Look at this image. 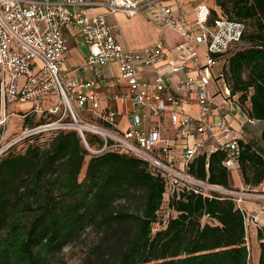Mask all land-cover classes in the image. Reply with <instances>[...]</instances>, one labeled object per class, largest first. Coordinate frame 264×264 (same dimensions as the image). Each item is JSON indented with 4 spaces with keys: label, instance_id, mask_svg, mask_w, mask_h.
I'll use <instances>...</instances> for the list:
<instances>
[{
    "label": "built area",
    "instance_id": "2783aa9c",
    "mask_svg": "<svg viewBox=\"0 0 264 264\" xmlns=\"http://www.w3.org/2000/svg\"><path fill=\"white\" fill-rule=\"evenodd\" d=\"M183 7L172 0H0V129L14 114L12 104H29L23 112L49 117L24 128L1 151L32 134L75 130L93 154H131L162 172L166 195L183 184L202 195L229 197L240 208L247 200L264 202V191L225 187L188 171L197 155L208 158L214 151L223 153L227 170L238 169L241 136L232 125L241 113L237 95H230L226 83L224 91L211 85L205 70L224 60L245 24L222 13L210 20L207 0L191 10ZM119 12L151 15L160 31L168 28L173 37L140 49L122 48L118 23L109 20ZM65 27L75 29L87 46L76 68L89 73L84 80L64 72ZM112 64L117 75L106 70ZM193 102L194 114L185 109ZM242 116V125L256 122ZM87 132L101 138L100 149L87 146Z\"/></svg>",
    "mask_w": 264,
    "mask_h": 264
},
{
    "label": "trees",
    "instance_id": "16d2710c",
    "mask_svg": "<svg viewBox=\"0 0 264 264\" xmlns=\"http://www.w3.org/2000/svg\"><path fill=\"white\" fill-rule=\"evenodd\" d=\"M214 5L245 24L223 60L230 95H237L243 115L264 120V0H214ZM216 16L211 8L210 20ZM23 114L25 128L49 119L29 122L34 113ZM44 135L46 142L39 143ZM21 140L27 141L22 151L15 142L0 152V264H50V256L87 229L99 233L96 253L114 264H249L246 215L231 198L202 195L183 184L166 195L162 172L131 154H93L75 130ZM85 141L92 150L102 147L95 134L85 133ZM239 145L244 187L255 189L264 179V128L259 139L240 138ZM222 159L220 151L208 158L199 154L188 171L231 187ZM164 202L167 211L161 214ZM129 203H137L136 209ZM257 239V264H264L262 225Z\"/></svg>",
    "mask_w": 264,
    "mask_h": 264
},
{
    "label": "rangeland",
    "instance_id": "374dc122",
    "mask_svg": "<svg viewBox=\"0 0 264 264\" xmlns=\"http://www.w3.org/2000/svg\"><path fill=\"white\" fill-rule=\"evenodd\" d=\"M180 2H187L189 0H179ZM192 2L185 4V10H191L200 0H191ZM209 4L212 3V0H207ZM116 22L118 23L117 36L121 43L130 47H139L154 41H157L159 38L170 39L169 37L173 35L170 29L166 28L163 32L160 31L158 26L155 23V19L151 15L137 14L133 17H127L125 15H116ZM79 44L76 48L68 52L67 58L65 60L66 64H79L83 56L87 55V46L83 41L78 38ZM223 66V60H218L215 65L211 68H207L205 72L210 77L211 85H217L221 90H225L224 78L220 77L216 79V76L221 72ZM21 106L19 104L10 105L9 111H14L9 117V122L6 126V129L2 132L0 130V151L3 145H6L13 137L18 135L25 127L24 117L22 115L23 111H26L28 108ZM19 109H23L20 112H16ZM84 117L85 114H84ZM29 119V122H37L38 119H41V116L38 114H33ZM264 123V121H262ZM29 125V124H28ZM262 128L260 122H255L250 125L248 130L246 127L241 133V138L244 140L248 139H259V130ZM47 136H40L38 139L39 143H45ZM27 141L21 140L14 144L15 150L22 151L26 145ZM236 173L232 172L234 177ZM83 173L81 174V176ZM247 188V186H245ZM123 202V201H120ZM127 207L131 210H135L137 203L126 204ZM161 214H166L167 209L165 208V202L162 205ZM204 217L202 221H205ZM157 226L155 225L154 228ZM100 245V236L96 230L87 229L80 237L73 239L68 242L63 249L55 254L50 256V264H114V261L110 259L109 256L100 257L96 253ZM103 252L106 253V250L103 249Z\"/></svg>",
    "mask_w": 264,
    "mask_h": 264
},
{
    "label": "crops",
    "instance_id": "0c3cea01",
    "mask_svg": "<svg viewBox=\"0 0 264 264\" xmlns=\"http://www.w3.org/2000/svg\"><path fill=\"white\" fill-rule=\"evenodd\" d=\"M173 3H175L176 5H185L188 2H192L191 0L187 1V2H180L179 0H172ZM211 8L215 9V11L217 12V14L220 13V10L214 5V0H212V3L209 4ZM141 14V13H139ZM116 15H124L123 13L119 12L116 13ZM115 15V16H116ZM137 14H134L132 16H127V17H133ZM126 16V15H125ZM115 19V17H109L110 21H113ZM116 20V19H115ZM63 33L64 36L67 39L68 45H69V51H71L72 49L76 48L77 45L79 44L78 38L81 39L80 35L78 34V32L75 29H70V28H64L63 29ZM173 35L170 36V38H172ZM82 40V39H81ZM117 41L119 43V45L122 48H128V49H140L142 47H144L145 45H141L139 47H130V46H126L123 43L120 42V40L118 39L117 36ZM155 42V41H154ZM154 42L148 43L146 45L152 44ZM84 43V42H83ZM68 51V52H69ZM86 56H83L81 59V62L79 64H66L64 62V72L69 74V78H75V79H79V80H84L86 78L89 77V73L83 69H76L79 68L84 60H85ZM109 69H111L112 73L117 75V69H116V65L112 64L111 66H108L106 68V70L108 71ZM147 75H151L152 72L151 71H145L144 72ZM121 89L124 90L125 89V85L122 84ZM21 106L27 107L28 104H19ZM114 107L118 110V112H121V106L117 103L114 104ZM185 109L187 111H190L192 114L195 113L196 111V104L195 102H193L192 104H185ZM23 109H19L16 112H20ZM18 115V114H17ZM243 116L241 113L237 114V116L235 117V119H233L232 121V125L240 132V136L241 133L243 132L242 129H244L245 127L248 130L250 129V125L249 124H243ZM264 120H256V122H260V125L262 126V128H264V123L262 122ZM262 128L259 130V135L260 132L262 130ZM167 134L170 135L171 131H167ZM193 139V137L190 136L189 141H191ZM230 172V179H231V187L233 188H245L241 175H240V171L239 169L237 170H231ZM232 172H235L236 174L232 175ZM255 190H259V191H264V179L263 181L255 188ZM241 209L245 212L246 218V237H247V243L250 249V259H249V264H257L258 262V257H259V245H258V239H257V227L258 225H262L264 226V202H260V201H253V200H247L245 201L242 206Z\"/></svg>",
    "mask_w": 264,
    "mask_h": 264
}]
</instances>
